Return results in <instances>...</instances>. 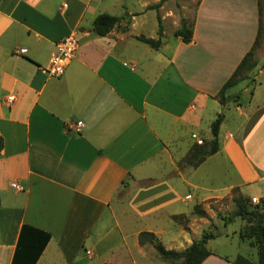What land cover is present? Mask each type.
Listing matches in <instances>:
<instances>
[{
	"label": "crops",
	"instance_id": "1",
	"mask_svg": "<svg viewBox=\"0 0 264 264\" xmlns=\"http://www.w3.org/2000/svg\"><path fill=\"white\" fill-rule=\"evenodd\" d=\"M159 1L0 0V264H118L145 247L141 232L163 244L167 235L165 247L182 251L212 227L209 250L225 238L253 251L210 250L202 264L256 261L219 203H264V47L235 86L245 85L239 102L222 106L217 96L264 40V1L200 0L189 43L175 35L181 19L166 14L155 50L137 37L158 39L148 7ZM102 14L123 17L106 36L94 32ZM73 35L79 49L64 76L44 73ZM220 112L219 151L180 169L192 147L213 139Z\"/></svg>",
	"mask_w": 264,
	"mask_h": 264
},
{
	"label": "trees",
	"instance_id": "2",
	"mask_svg": "<svg viewBox=\"0 0 264 264\" xmlns=\"http://www.w3.org/2000/svg\"><path fill=\"white\" fill-rule=\"evenodd\" d=\"M169 0H160L157 4L148 7V10L157 12V21L159 25L158 39L147 38L144 35L137 37L143 43L150 45L153 49L158 50L162 44L163 37V24L160 15V9ZM261 4L264 0H258ZM123 17H117L110 14H102L97 17L94 22V32L99 36H106L114 30L120 23ZM193 25L188 24L185 20L181 21L180 28L176 31L175 35L181 37L183 42L189 43L193 37ZM260 44V39L256 40L253 48L243 58L236 71L230 79L224 84L217 98L222 106L227 105L232 98L227 96V91L242 80L247 78V75L257 67L255 60L256 53ZM264 68V63L262 65ZM224 121V114H219L211 125L213 139L204 145H195L190 152L189 157L186 159L191 168H198L203 164L207 158L215 155L219 149V132L220 127ZM4 148V141L0 137V151ZM236 210L234 213L235 218H239L245 222V226L240 231V238L250 244L256 250L257 259L253 261L243 255H238L234 260V264H264V209L259 205H252L251 201L244 196H236L233 198ZM194 214L200 218L207 217L201 205H196ZM221 216V214L219 215ZM184 217L176 216L174 219H183ZM226 223L231 222L230 219H225ZM216 235L211 231H205L201 240L194 241L191 246L182 251L167 249L162 241L151 232H141L138 236L140 246H152L159 258L170 264H202L213 253L208 249V241L215 238Z\"/></svg>",
	"mask_w": 264,
	"mask_h": 264
},
{
	"label": "rangeland",
	"instance_id": "3",
	"mask_svg": "<svg viewBox=\"0 0 264 264\" xmlns=\"http://www.w3.org/2000/svg\"><path fill=\"white\" fill-rule=\"evenodd\" d=\"M200 0H169L166 5H165V9L160 10V15L161 18L162 16H165L166 14H169L171 18H179L181 19V21L183 19H187L188 24H191L193 21V17H194V13L196 11V8L199 4ZM150 15H154V14H150ZM152 16H150L151 18ZM152 18L150 19V24H152ZM170 25L168 24L167 26H165V29L170 30ZM159 31V30H158ZM163 31H164V26H163ZM148 31H146V35ZM145 34V33H144ZM264 40L263 38L260 39V44L258 47L259 49H262L264 46ZM259 60L260 62H263L264 59L263 57H261V55H259ZM263 69V68H261ZM248 77V75H247ZM254 76H249V83L255 82V79L253 78ZM244 83H241L239 86L235 87L232 90V93H235V95L231 96L232 100H234L235 102H239V92L242 91V89L244 88ZM238 93V94H236ZM243 99H246L249 97V93H243L242 94ZM220 114H223L222 112H220ZM226 114V112H225ZM201 144V143H200ZM199 143L196 145H200ZM193 148H191L192 150ZM191 150L186 154V156H184L183 159L179 160L177 162V165L180 167V169L183 170V168H191V165L189 163H187L186 159L189 157ZM223 202V203H222ZM219 204H223V208L221 213V217L220 218H224L223 216H225V218L230 219L231 222H234L235 224H233V226L231 227V230L233 229L234 225H240L241 228L245 226V222L242 221L239 218H235L234 217V213L236 210L235 204L233 203V201L227 200V201H222ZM252 205L255 204V202H251ZM259 206H261L264 209V203L261 204H257ZM211 209L215 210L218 212V206H215L214 203L211 204ZM182 224V226H186V223L180 222ZM213 223V222H212ZM214 227H212V229H210L211 232H214ZM220 232H224V228L223 225L222 227H219ZM175 235V234H174ZM163 241L164 244L167 245V235H163ZM130 240V239H129ZM201 239H197L195 241H199ZM130 242V241H129ZM217 243V244H215ZM248 245V244H247ZM249 251H247L246 249H244L243 247H238L236 240H226L225 238L218 239L215 242L212 243L210 250L219 253L223 256H233L235 252H242V254H244L245 256H249L250 254H252V251L249 247H248ZM133 253L132 256L130 255L129 257H123L122 259H124L123 261H121L118 264H135L134 260L136 261V264H170L168 262H164L162 261L159 256L157 255L155 249L150 246L147 245L145 247H142L141 249L137 248L136 246L134 247V249L132 250ZM133 258V259H132ZM142 258V260H141ZM141 260V261H140ZM94 262H98L97 259H95ZM113 264V263H112Z\"/></svg>",
	"mask_w": 264,
	"mask_h": 264
},
{
	"label": "built area",
	"instance_id": "4",
	"mask_svg": "<svg viewBox=\"0 0 264 264\" xmlns=\"http://www.w3.org/2000/svg\"><path fill=\"white\" fill-rule=\"evenodd\" d=\"M79 49V40L76 36H69L56 44V52L52 55L48 68L42 69L51 77L61 78L66 72V68L70 62L75 58ZM13 97L9 98L12 102ZM201 143V142H199ZM253 202H257L254 200ZM257 204H260L259 202Z\"/></svg>",
	"mask_w": 264,
	"mask_h": 264
}]
</instances>
